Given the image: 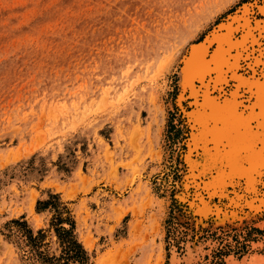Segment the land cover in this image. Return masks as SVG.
<instances>
[{"label":"rangeland","instance_id":"rangeland-1","mask_svg":"<svg viewBox=\"0 0 264 264\" xmlns=\"http://www.w3.org/2000/svg\"><path fill=\"white\" fill-rule=\"evenodd\" d=\"M253 1L0 0V264H80L71 237L87 264H264V207L180 200L175 103L182 54Z\"/></svg>","mask_w":264,"mask_h":264},{"label":"bare ground","instance_id":"bare-ground-1","mask_svg":"<svg viewBox=\"0 0 264 264\" xmlns=\"http://www.w3.org/2000/svg\"><path fill=\"white\" fill-rule=\"evenodd\" d=\"M256 3L242 6L240 14L235 13L217 30L205 32L204 39L180 58L181 76L175 103L187 127H184L186 140L182 154L186 173L179 198L183 200L194 186L207 199L204 201V196L196 195L200 197L193 205L196 215L203 219L214 215L220 224L241 220L240 214L250 219L264 207V59L261 52L264 47L259 49L260 39L264 37L258 27L264 19H256L251 24L246 16L254 6L264 16L260 10L264 1L260 5ZM237 31L242 33L238 39L246 41L243 49L237 51L241 52L240 60L248 73H240L244 81L238 82L234 91L226 85L217 86L215 80L204 76L195 58L201 49L208 52L213 47L211 52H215L221 37L235 36ZM255 45L258 55L252 56ZM184 98L190 100L188 110L182 105ZM213 199L225 201L223 208L210 205ZM82 243L86 249L92 246L85 237Z\"/></svg>","mask_w":264,"mask_h":264},{"label":"snow or ice","instance_id":"snow-or-ice-1","mask_svg":"<svg viewBox=\"0 0 264 264\" xmlns=\"http://www.w3.org/2000/svg\"><path fill=\"white\" fill-rule=\"evenodd\" d=\"M260 10L264 12V7ZM258 27L261 37H264V22H260ZM238 36L239 33L235 36L228 34L221 37L215 52H205L201 49L195 58L198 70L202 71L204 76L215 80L217 86L226 85L233 88L234 91L236 84L244 81V76L240 74L239 70L246 67L240 60L241 52L237 51V49H243L246 41L238 39ZM234 52L235 55H233ZM262 59H264V53H262ZM196 78L199 79V75ZM229 79H231V83ZM211 86L209 85V87ZM262 88H264V82H262Z\"/></svg>","mask_w":264,"mask_h":264},{"label":"trees","instance_id":"trees-1","mask_svg":"<svg viewBox=\"0 0 264 264\" xmlns=\"http://www.w3.org/2000/svg\"><path fill=\"white\" fill-rule=\"evenodd\" d=\"M47 202L44 203V207L46 206ZM38 209V208H37ZM67 242L66 249H68V252H73L69 255V258L75 259L78 263L81 264V261H83L82 264H87V255L83 251V249L80 247V245L76 242V240L71 237Z\"/></svg>","mask_w":264,"mask_h":264},{"label":"water","instance_id":"water-1","mask_svg":"<svg viewBox=\"0 0 264 264\" xmlns=\"http://www.w3.org/2000/svg\"><path fill=\"white\" fill-rule=\"evenodd\" d=\"M236 11L238 12V14L240 13V10H237L236 9ZM232 14H235V12L234 13H232ZM231 16V15H230ZM254 18H260V17H258V16H254ZM246 71V70H245ZM211 201H214V200H211Z\"/></svg>","mask_w":264,"mask_h":264}]
</instances>
